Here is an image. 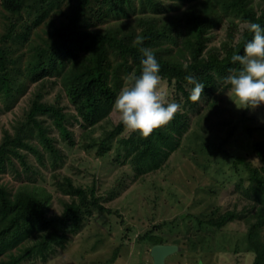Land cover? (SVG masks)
Returning <instances> with one entry per match:
<instances>
[{
	"label": "trees",
	"instance_id": "obj_1",
	"mask_svg": "<svg viewBox=\"0 0 264 264\" xmlns=\"http://www.w3.org/2000/svg\"><path fill=\"white\" fill-rule=\"evenodd\" d=\"M0 6L8 18L0 35V92L7 106L20 88L29 81L35 83L25 118L14 121L13 130L4 128L0 138V170L12 165L19 176L27 174L14 188L0 181V264H20L33 256L47 259L56 244L66 243L68 230L78 232L95 208L119 215L105 204L95 183L84 187L67 173H54L62 212H51L52 191L35 179L38 176L29 174L35 168L26 158L27 151H35L42 159L34 136L58 160L64 155L63 145H77V123L85 149L96 148L103 157L116 140L115 161H129L135 176L142 178L164 168L178 149L209 150L216 146L215 139L201 130L189 131L191 114L200 113L205 105L216 108L215 91L225 86L226 76L241 69L232 56L243 54L254 34L245 27L236 40L239 24L254 22L264 27V0H0ZM226 21L231 41L223 52L208 49L217 28ZM138 35L144 37L142 44L135 43ZM23 46L25 51L18 53ZM141 48L153 51L161 79L172 86L175 99L182 101L174 119L147 138L139 132L126 134L121 120L111 127L102 124L109 119L119 92L141 74ZM187 75L205 84L199 102L189 99L194 86L185 80ZM55 88L59 90L53 99L48 98ZM98 126L103 128L100 134ZM53 127L59 135L51 133ZM235 127H229L216 146L221 151L217 173L236 178L239 198L246 203L239 209L236 202L219 214L217 206L210 215H187L200 228L209 225L212 229L244 219L247 244L255 254L252 264H264V138L254 144L262 161L256 164L252 157L226 148ZM259 127L264 129V121ZM189 132L193 138L185 146L183 136L190 137ZM207 236V231L199 233L193 241L197 238L203 244ZM162 237L152 232L142 236L152 244L163 242Z\"/></svg>",
	"mask_w": 264,
	"mask_h": 264
},
{
	"label": "rangeland",
	"instance_id": "obj_2",
	"mask_svg": "<svg viewBox=\"0 0 264 264\" xmlns=\"http://www.w3.org/2000/svg\"><path fill=\"white\" fill-rule=\"evenodd\" d=\"M7 24L8 18L0 6V35ZM228 24L226 21L217 28L218 34L212 38L208 49L224 51L226 43L231 41ZM43 27L45 23L39 26L41 30ZM245 27L247 23L239 24L236 40ZM25 49L23 46L18 53ZM161 86L167 90L169 102L182 105V101L175 99L173 88L166 80L161 79ZM34 87L35 83L29 81L24 89L18 90V95L8 106L0 92V138L4 128L13 130L12 123L25 118ZM57 90L59 88L53 89L48 98L53 99ZM214 96L218 106L211 108L205 105L200 113H192L189 131H203L208 138L215 139L217 146L227 135L228 128L236 126L234 136L225 144L226 148L232 153L252 157L256 164H262L254 151V144L264 138V129L259 127L264 121V103L254 109L238 108L236 103L239 104V101L228 85L220 87ZM119 120L120 114L113 107L109 119L102 124L111 127ZM75 128L77 145H63L64 155L58 160H54L50 151L34 136L32 141L41 150L42 159L35 151H27L26 158L35 168V173L29 171V174L38 176L35 179L52 191L53 213L62 212V195L55 191L54 173L59 176L67 173L84 187H91L95 183L102 200L107 206L117 210L119 215L101 213L95 208L85 217L78 232L71 233L68 230L66 243L56 244L47 259L33 256L20 264H153L150 252L153 244L149 238H142L147 232L164 236L163 242L176 243L174 240H179L177 244L181 249L167 256L166 264L253 263L255 254L247 244L248 223L244 219L237 218L221 229H212L209 225L200 228L187 215L189 212L210 215L211 210L217 206L220 207L219 214L233 208L236 202L239 209L246 203L245 198H239L236 178H224L217 173V159L221 155L219 148L215 146L203 152H193L188 147L178 149L164 168L147 173L142 178L135 176V170L129 161H115L116 140L113 141L111 151L103 157L98 156L96 148L83 147L85 139L81 137V128L77 123ZM102 129L98 126L96 133L100 134ZM128 132L127 129L125 133ZM51 133L59 135L56 127H53ZM192 133L189 132L190 137L184 133L185 146L191 144ZM13 158L16 163L21 164L18 157ZM14 169L9 165L0 170V181L6 182L12 188L21 179H27V174L19 176ZM206 231L208 236L205 243L198 244L197 238L193 241L195 235ZM188 235L193 238L190 239Z\"/></svg>",
	"mask_w": 264,
	"mask_h": 264
},
{
	"label": "clouds",
	"instance_id": "obj_3",
	"mask_svg": "<svg viewBox=\"0 0 264 264\" xmlns=\"http://www.w3.org/2000/svg\"><path fill=\"white\" fill-rule=\"evenodd\" d=\"M248 31L254 35L243 49V54H234L232 61L239 62L241 69L223 79L230 86L239 101L238 108H256L264 103V27L248 22ZM144 37L138 35L136 44H142ZM142 72L134 78L130 87L123 88L114 102V109L120 114L123 125L131 132L149 137L156 129L167 125L180 110V104L169 102L168 92L161 86L160 64L150 48H141ZM193 85L189 99L199 102L205 84L194 75L185 76Z\"/></svg>",
	"mask_w": 264,
	"mask_h": 264
},
{
	"label": "water",
	"instance_id": "obj_4",
	"mask_svg": "<svg viewBox=\"0 0 264 264\" xmlns=\"http://www.w3.org/2000/svg\"><path fill=\"white\" fill-rule=\"evenodd\" d=\"M181 246L177 243L158 242L152 245L150 252L153 264H166V258L170 254L179 251Z\"/></svg>",
	"mask_w": 264,
	"mask_h": 264
}]
</instances>
